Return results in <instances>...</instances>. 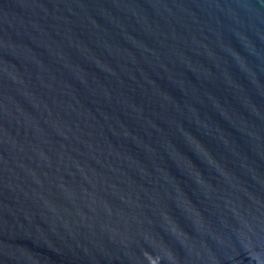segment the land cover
Returning <instances> with one entry per match:
<instances>
[{
    "label": "water",
    "instance_id": "obj_1",
    "mask_svg": "<svg viewBox=\"0 0 264 264\" xmlns=\"http://www.w3.org/2000/svg\"><path fill=\"white\" fill-rule=\"evenodd\" d=\"M0 264H264V0H0Z\"/></svg>",
    "mask_w": 264,
    "mask_h": 264
}]
</instances>
